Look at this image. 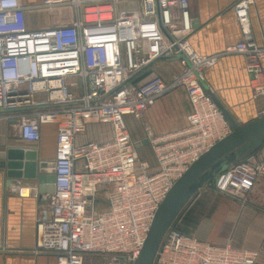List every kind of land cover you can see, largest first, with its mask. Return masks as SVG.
<instances>
[{"label": "built area", "instance_id": "built-area-1", "mask_svg": "<svg viewBox=\"0 0 264 264\" xmlns=\"http://www.w3.org/2000/svg\"><path fill=\"white\" fill-rule=\"evenodd\" d=\"M252 3L231 6L238 40L222 52L201 54L189 42V0H0V119L27 143L39 141L42 125L55 124L52 192L10 183L19 196L45 203L35 218L34 252L55 256L56 264H134L175 181L231 130L204 86L205 71L221 54L243 56L251 98L260 103L256 117L264 115V40L254 37ZM41 8L69 14L60 24L31 27L28 11ZM159 60L179 65L168 81L153 75ZM178 87L189 103L186 124L160 134L146 127L151 169L138 157L141 146L125 117L141 118ZM94 123L108 125L110 138L86 137ZM259 176L264 156L249 152L209 184L245 200ZM257 258V250L211 244L172 223L153 264H255Z\"/></svg>", "mask_w": 264, "mask_h": 264}, {"label": "crops", "instance_id": "crops-1", "mask_svg": "<svg viewBox=\"0 0 264 264\" xmlns=\"http://www.w3.org/2000/svg\"><path fill=\"white\" fill-rule=\"evenodd\" d=\"M234 1L189 0V13L193 19L189 42L197 52L219 53L238 40L239 26L231 7ZM249 18L254 37L261 42L264 40V0H253L249 7ZM152 70L153 75L168 81L179 71V65L176 61L159 60L152 65ZM248 81L244 58L237 53L221 54L216 64L205 71L207 88L241 123L255 118L260 105L251 98ZM189 110L185 91L178 87L159 97L145 110L142 117L137 119L140 124L138 129L127 127L137 142L146 139V127L154 134H160L184 126ZM103 125L106 126L105 133L109 131V139V126ZM96 134L93 135L98 138ZM0 136L8 141L3 145L0 142V150L17 145L36 152L37 160L50 161L54 156L53 123L41 126L38 142L27 143L14 135L8 121L0 119ZM142 146L150 147L148 144ZM254 152L258 158L264 156V138ZM150 168L154 169L153 163ZM4 172L5 169L0 167V264H56L55 256L33 251L35 218L45 203L40 198L19 196L10 188V183L17 179L24 184H36L40 193H46L42 186L46 188L48 183L39 185L36 179L7 178ZM210 181L211 178L207 179L197 194L185 202L173 224L180 232L211 244L230 243L235 247L257 250L255 264H264V176L257 178L245 200L214 190Z\"/></svg>", "mask_w": 264, "mask_h": 264}, {"label": "water", "instance_id": "water-1", "mask_svg": "<svg viewBox=\"0 0 264 264\" xmlns=\"http://www.w3.org/2000/svg\"><path fill=\"white\" fill-rule=\"evenodd\" d=\"M149 71L141 74L139 78ZM204 86L228 121L231 130L201 154L175 181L155 211L134 264H153L156 249L165 230L173 223L185 202L197 194L198 189L207 179L212 178L244 154L256 150L264 138V115L243 123L238 122L219 102L214 93L207 88L206 84ZM145 144H147V139L135 142L136 147ZM52 165L51 160H37L36 152L23 146L10 145L4 150H0V167L5 169V177L36 179L39 185L48 183V187L42 186L43 192L50 193L53 190Z\"/></svg>", "mask_w": 264, "mask_h": 264}, {"label": "rangeland", "instance_id": "rangeland-1", "mask_svg": "<svg viewBox=\"0 0 264 264\" xmlns=\"http://www.w3.org/2000/svg\"><path fill=\"white\" fill-rule=\"evenodd\" d=\"M24 1L29 3L31 1H40V0H24ZM68 14H69V10L66 8H54V9L41 8V9H34V10L28 11V13L26 15V19L28 21V25H30L31 27H46V26H50L51 24L62 23L66 19V17L68 16ZM62 15H64V16H62ZM126 124L128 125V127L131 130L138 129V127L140 125L139 120H137L133 116L127 117ZM105 132H106V126L105 125L100 124V123H94V124H90L88 126V129H87L85 136L89 137V135H93V134L97 133L96 135L99 137L98 138L96 137V139H98V140L107 139L109 137V131L107 133H105ZM8 134L9 135L11 134L10 130L8 131ZM93 137H95V136L93 135ZM0 140H1L0 142H2L1 143L2 145H3V143L8 142V141H6V139L4 140V138L1 136H0ZM45 145H44V148H45V150H47L48 146L46 143H45ZM138 149L141 150L140 153L138 154V157L140 158V160H147L149 162V164H151V163L154 164V158H153L150 147L141 146ZM48 151H49V149H48Z\"/></svg>", "mask_w": 264, "mask_h": 264}, {"label": "trees", "instance_id": "trees-1", "mask_svg": "<svg viewBox=\"0 0 264 264\" xmlns=\"http://www.w3.org/2000/svg\"><path fill=\"white\" fill-rule=\"evenodd\" d=\"M255 151V150H254ZM254 151H252V152H254Z\"/></svg>", "mask_w": 264, "mask_h": 264}]
</instances>
